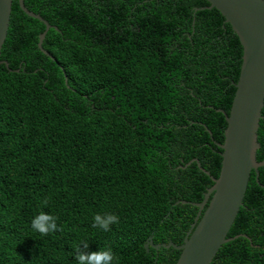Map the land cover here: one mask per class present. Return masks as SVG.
<instances>
[{
	"label": "trees",
	"instance_id": "1",
	"mask_svg": "<svg viewBox=\"0 0 264 264\" xmlns=\"http://www.w3.org/2000/svg\"><path fill=\"white\" fill-rule=\"evenodd\" d=\"M12 0L0 51V264H175L217 177L242 47L207 0ZM54 26L57 28L55 29ZM256 150L264 159V105ZM210 131V134L208 131ZM209 172L204 173L197 165ZM257 179V180H256ZM40 212L58 229L31 228ZM119 221L93 228L96 213ZM209 264H264V165ZM87 244V248L83 247ZM147 244V247H145Z\"/></svg>",
	"mask_w": 264,
	"mask_h": 264
},
{
	"label": "water",
	"instance_id": "2",
	"mask_svg": "<svg viewBox=\"0 0 264 264\" xmlns=\"http://www.w3.org/2000/svg\"><path fill=\"white\" fill-rule=\"evenodd\" d=\"M207 1V6L196 7L195 11L216 8L221 13L239 39L241 64L238 79L233 82L235 92L229 112L216 109L222 112L226 121L223 142H216L221 149L219 174L217 177L210 176L196 160L198 167L210 176L213 184L205 191L202 201H183L198 207L194 222L179 245L172 241L154 244L151 237L148 239V244L155 249L161 246L179 249L175 264L211 262L220 246L231 239L227 233L243 204L251 171H255L257 178L258 168L264 165V159L258 161L256 158L259 147L257 130L264 105V0ZM18 4L24 13L45 25L38 35L37 46L49 55L41 44L52 26L39 14L27 9L23 0H18ZM11 5L12 0H0V51L9 26ZM50 58L56 60L52 56ZM0 63L8 66L5 60H0Z\"/></svg>",
	"mask_w": 264,
	"mask_h": 264
},
{
	"label": "clouds",
	"instance_id": "3",
	"mask_svg": "<svg viewBox=\"0 0 264 264\" xmlns=\"http://www.w3.org/2000/svg\"><path fill=\"white\" fill-rule=\"evenodd\" d=\"M119 221V216L112 212L96 213L93 216V228H99L108 231L110 225L116 224ZM31 228L42 235L52 233L58 229L56 217L40 212L31 221ZM83 247L87 248V244ZM77 264H113L114 254L110 249H102L93 252L77 251L75 256Z\"/></svg>",
	"mask_w": 264,
	"mask_h": 264
}]
</instances>
